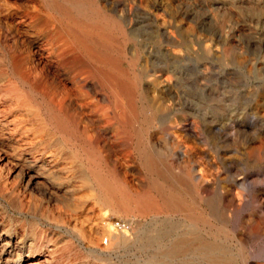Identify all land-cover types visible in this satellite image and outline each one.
Masks as SVG:
<instances>
[{
  "label": "rangeland",
  "instance_id": "374dc122",
  "mask_svg": "<svg viewBox=\"0 0 264 264\" xmlns=\"http://www.w3.org/2000/svg\"><path fill=\"white\" fill-rule=\"evenodd\" d=\"M201 1L97 0L126 29L130 26L127 40L113 33V42H126L124 66L137 57L135 72L142 76L143 93L138 107L150 106L153 115L150 122L130 125L126 95L113 93L86 68L64 61L66 46L55 34L59 15L47 2L0 0V264H181L197 256L186 253L177 260L168 259L164 257L167 245L206 236L202 224L192 218L201 209L210 213L213 208L224 211V207L230 208L224 211L230 216V227L216 238L230 246L237 264L244 259L264 264V0ZM196 22L201 26L202 59L195 65L192 52L191 59L177 61L176 69L170 68L173 78L166 84L161 68L175 61L166 52L165 31L179 26V39L192 45ZM5 56L18 62L25 76L32 74L28 77L31 83L63 107L70 129L53 128L41 100L14 88L18 80ZM141 149L159 157L162 167L171 170L170 184L181 193L183 210L141 213L103 199L90 168L106 169L109 181L119 182L125 193L135 197L151 190L155 179L143 162ZM5 150L13 160L24 163L28 172L6 167L1 161ZM117 220L129 222L131 229L119 231L114 227ZM257 225L262 230L259 236L252 233ZM114 236L126 240L118 244Z\"/></svg>",
  "mask_w": 264,
  "mask_h": 264
},
{
  "label": "bare ground",
  "instance_id": "6f19581e",
  "mask_svg": "<svg viewBox=\"0 0 264 264\" xmlns=\"http://www.w3.org/2000/svg\"><path fill=\"white\" fill-rule=\"evenodd\" d=\"M47 2V6L49 9L54 10L59 16L57 22L59 23L58 30H55V34H57L60 39L63 41V45L66 46V50L64 53V61L69 62L70 64L81 66L82 68H86L89 70V72L99 81L106 86L111 87L113 90V93L116 92L120 96L126 95L128 98V115L127 122L130 123V125H135L137 123H144L146 121L150 122V118L152 115V111L150 110V106H146L142 109L138 107V101L140 98H143L142 93V86H141V74H137L135 72V68L137 66V57L130 59L131 61L127 63V66L123 65V62L125 61V44L120 42L119 45H114L112 34L116 33L119 36L124 35V37L128 36V31L124 27V23L119 20L112 17L105 9H103L101 6H99L97 0H44ZM149 1V0H148ZM152 1V0H150ZM158 1V0H157ZM187 1V0H186ZM196 1V0H194ZM201 1V0H200ZM38 2V1H37ZM106 2V1H105ZM140 2V0H139ZM161 2V1H160ZM171 2V1H170ZM189 2V1H188ZM203 1H201L202 3ZM109 3V2H108ZM153 3V2H152ZM185 3V2H184ZM191 3V2H190ZM103 4V2H102ZM131 4V3H130ZM145 4V3H144ZM148 4V3H146ZM156 4V3H154ZM205 4V3H204ZM119 5V4H118ZM149 5V4H148ZM153 5V4H152ZM172 5V4H171ZM174 5V4H173ZM203 5V4H202ZM46 6V7H47ZM155 7V5H153ZM157 6V5H156ZM176 6V5H175ZM183 6V5H182ZM185 6V5H184ZM199 6V5H198ZM205 6V5H204ZM45 7V6H44ZM131 7V6H130ZM147 7V6H146ZM158 7V6H157ZM161 7V6H160ZM177 7V6H176ZM207 7V6H206ZM117 8V7H116ZM153 8V7H152ZM151 8V9H152ZM110 9V8H109ZM176 9V8H175ZM185 9V8H184ZM117 10V9H116ZM132 10V9H131ZM154 10V9H153ZM158 10V9H156ZM208 10V9H207ZM43 11V10H42ZM114 11V10H113ZM159 11V10H158ZM175 11V10H174ZM52 12V11H51ZM130 12V11H129ZM136 12V11H135ZM140 12V11H139ZM138 12V13H139ZM42 13V12H41ZM49 13V12H48ZM112 13V12H111ZM145 13V12H144ZM37 14V13H35ZM46 14V13H45ZM149 14V13H148ZM147 14V15H148ZM182 14V13H181ZM34 15V14H33ZM47 15V14H46ZM55 15V14H54ZM141 15V14H140ZM154 15V14H153ZM177 15V14H176ZM186 15V14H185ZM52 16V15H50ZM164 16V15H162ZM208 16V15H207ZM117 17V16H115ZM125 17V16H124ZM130 17V16H129ZM195 17H198L195 15ZM33 18V17H32ZM50 18V17H49ZM194 18V17H192ZM206 19V17H204ZM163 19V18H162ZM182 19V18H181ZM190 19V18H189ZM49 20V19H48ZM124 20V19H123ZM139 20V19H138ZM148 20V19H147ZM150 20H152L150 18ZM156 20V19H154ZM161 20V19H160ZM166 20V19H165ZM184 18L182 19V21ZM202 20V19H201ZM46 21V20H45ZM132 21V20H131ZM142 21V20H141ZM172 21V20H170ZM203 21V20H202ZM138 22V21H137ZM152 22V21H151ZM166 22V21H165ZM175 22V21H174ZM198 22V21H197ZM196 22V23H197ZM34 23V22H32ZM43 23V22H42ZM55 23V22H54ZM128 23V22H127ZM147 23V22H146ZM187 23V22H186ZM195 23V24H196ZM200 23V22H199ZM198 24L197 26V35L196 39L194 37V41L192 45H189L186 43V41L180 40V27L171 26L173 29H168L165 31L164 36L165 40L167 41L168 45L166 47V52L170 53L172 56V60L175 62H172V66H168L161 68V76L165 77L164 81L166 80V84L168 81H170V76H172L173 73H171L170 68L173 67L174 70L176 69V62L179 60L186 61L188 59H191L190 56L193 55L192 52L195 54L193 57H195V60L193 61L195 65H198L201 61L202 56V47H203V41L201 40L199 36V29L201 26ZM46 23L45 25H47ZM51 24V23H50ZM139 24V23H138ZM180 24V23H178ZM173 25V24H172ZM203 25V24H201ZM213 25V24H212ZM136 26V25H135ZM141 26V25H140ZM156 26V25H155ZM167 26V25H166ZM196 26V25H194ZM215 26V25H213ZM42 27V26H41ZM53 27V25H52ZM157 27V26H156ZM213 28V27H212ZM217 28V27H216ZM49 29V28H48ZM47 29V31H48ZM147 29V28H146ZM151 29V28H150ZM160 29V28H159ZM209 29V28H208ZM130 30V29H129ZM134 30V27H133ZM156 30V28H155ZM141 31V30H140ZM160 31V30H159ZM217 31V30H216ZM53 32V33H54ZM148 32V31H147ZM154 32V31H153ZM201 32V31H200ZM140 33V32H139ZM160 33V32H159ZM158 33V35H159ZM52 34V33H51ZM54 34V36H55ZM143 34V33H142ZM182 34V33H181ZM186 34V33H185ZM56 35V36H57ZM138 35V34H137ZM144 35V34H143ZM155 35V34H154ZM141 36V35H140ZM146 36V35H145ZM144 36V37H145ZM138 37V36H137ZM156 37V36H155ZM171 37H173V40H171ZM131 38V37H130ZM153 38V37H152ZM159 38V37H157ZM181 38V36H180ZM50 39V38H48ZM47 39V40H48ZM55 39V38H54ZM57 39V38H56ZM128 37L126 38V40ZM182 39V38H181ZM193 39V38H192ZM210 39V38H209ZM58 40V39H57ZM188 40V39H187ZM54 40H52L53 42ZM51 42V43H52ZM55 42V41H54ZM53 42V43H54ZM192 42V41H191ZM62 43V42H61ZM146 43V42H145ZM139 44V43H138ZM53 45V44H52ZM57 45V44H56ZM62 45V44H61ZM62 45V48H63ZM147 45V44H146ZM145 45V46H146ZM153 45V43H152ZM165 45V46H166ZM132 46V45H131ZM7 47V46H6ZM56 47V46H54ZM130 48V47H129ZM145 48V47H144ZM156 48V47H155ZM217 48V47H216ZM151 49V48H150ZM159 49V48H158ZM10 50V49H9ZM129 50V49H128ZM146 50V49H145ZM144 50V51H145ZM218 50V49H217ZM60 51V50H59ZM139 51V50H138ZM141 51V50H140ZM165 51V50H164ZM211 51V50H210ZM216 51V50H215ZM1 52V51H0ZM10 52V51H9ZM39 52V51H38ZM61 52V51H60ZM118 52V54H117ZM127 52V51H126ZM159 52V51H158ZM133 53V52H132ZM144 53V52H143ZM147 53V52H146ZM140 54V53H139ZM148 54V53H147ZM127 55V53H126ZM134 55V54H131ZM158 55V54H157ZM160 55V54H159ZM128 56V55H127ZM156 56V55H155ZM219 56V55H218ZM2 57V56H1ZM140 57V56H139ZM142 58V57H140ZM166 58V56H165ZM215 58V57H214ZM3 59V58H2ZM18 59V58H17ZM63 59V57H62ZM4 60L6 62V65L9 66L13 73H15L16 78L18 82L14 84V88L17 90H22L24 93H27V95L32 99L41 100L40 106L45 111V114L47 115L48 119H50L51 124L53 125V128L55 129H70V121L69 117L65 114V111L61 105H58V102L54 103L53 100L47 98L44 94V89L42 91V88H40L38 85L31 83L30 76H25L20 68H18V62H16L11 57H4ZM40 60V59H39ZM141 60V59H140ZM127 61V60H126ZM208 62V61H207ZM140 63V62H139ZM171 63V62H170ZM214 63V62H213ZM2 64V63H0ZM146 64V63H145ZM182 64V63H180ZM202 64V63H201ZM218 64V63H217ZM3 65V64H2ZM24 65H27L24 63ZM72 65V66H73ZM147 65V64H146ZM204 65V64H203ZM208 65V64H207ZM206 65V66H207ZM71 66V67H72ZM139 66V65H138ZM166 66V65H165ZM205 66V65H204ZM70 67V68H71ZM178 67V66H177ZM3 68V67H2ZM8 68V67H7ZM26 68V67H25ZM25 68L23 67L24 71ZM66 68V67H65ZM74 69V66L72 67ZM140 68V67H139ZM208 68V67H207ZM5 69V68H4ZM27 69V68H26ZM69 69V67H68ZM212 69V68H211ZM215 69V68H214ZM70 70V69H69ZM217 70V69H216ZM1 71V70H0ZM206 71V70H205ZM28 72V71H27ZM72 72V71H71ZM75 72V71H74ZM149 72V70H148ZM2 73V72H1ZM4 74V73H2ZM9 74V73H8ZM27 74V73H26ZM182 74V73H181ZM204 74V73H203ZM208 74V73H207ZM211 74V73H210ZM82 75V74H81ZM148 75V74H147ZM184 75V74H183ZM206 75V74H205ZM209 75V74H208ZM6 76V75H5ZM13 76V75H12ZM77 76V75H76ZM151 76V75H150ZM211 76V75H210ZM213 76V75H212ZM7 77V76H6ZM74 78V76H73ZM87 78V77H86ZM94 78V79H95ZM195 78V77H194ZM10 79V78H9ZM13 79V78H12ZM93 79V80H94ZM177 80V79H176ZM2 80H0L1 82ZM8 81V80H7ZM34 81V80H33ZM40 81V80H39ZM38 81V82H39ZM191 81V80H190ZM193 81V80H192ZM213 81V80H211ZM12 82V81H11ZM43 82V81H40ZM175 82V81H174ZM217 82V81H216ZM6 83V82H5ZM4 83V84H5ZM37 83V82H36ZM93 83V82H92ZM144 83V82H143ZM152 83V82H151ZM164 83V84H165ZM189 83V82H188ZM202 83V82H201ZM200 83V84H201ZM212 83V82H211ZM7 84V83H6ZM9 84V83H8ZM42 84V83H40ZM44 84V83H43ZM77 84V83H75ZM178 84V82H177ZM182 84V83H181ZM213 84V83H212ZM216 84V83H215ZM91 85V84H90ZM169 85V84H168ZM8 86V85H7ZM44 86V85H43ZM212 86V85H211ZM217 86V85H216ZM3 87V86H2ZM5 87V86H4ZM45 87V86H44ZM79 87V86H78ZM81 87V86H80ZM89 87V86H88ZM93 87V86H92ZM181 87V86H180ZM179 87V88H180ZM198 87V85H197ZM204 87V86H201ZM148 88V86H147ZM178 88V89H179ZM46 89V88H45ZM48 89V88H47ZM46 89V90H47ZM67 89V88H66ZM94 89V88H93ZM172 89V88H171ZM170 89V90H171ZM64 90V89H63ZM62 90V91H63ZM147 90V89H146ZM150 90V89H149ZM183 90V89H182ZM203 90V89H202ZM12 91V90H10ZM9 91V92H10ZM91 91V88H90ZM144 91V90H143ZM208 91V90H207ZM1 92V91H0ZM15 92V91H14ZM18 92V91H17ZM68 92V91H67ZM98 92V91H97ZM182 92V91H181ZM187 92V91H186ZM193 92V91H192ZM50 93V92H49ZM48 93V94H49ZM54 93V92H53ZM92 93V92H91ZM150 93V92H149ZM168 93V91H167ZM194 93V92H193ZM10 94V93H8ZM16 94V93H15ZM51 94V93H50ZM62 94V93H61ZM152 94V93H151ZM172 94V93H171ZM200 94V92H199ZM18 95V94H17ZM175 95V94H174ZM13 96V94H12ZM19 96V95H18ZM25 96V94H24ZM63 96V95H62ZM97 96V94H96ZM147 96V95H146ZM6 97V96H5ZM9 97V96H8ZM17 97V96H16ZM22 97V96H20ZM19 97V98H20ZM26 97V96H25ZM54 97V96H53ZM218 97V96H216ZM3 97H1L2 99ZM102 98V97H101ZM175 98V97H174ZM195 98V97H194ZM14 99V98H13ZM23 99V98H22ZM59 99H62L60 97ZM58 99V100H59ZM100 99V98H99ZM207 99V98H206ZM79 100V99H77ZM121 100V99H120ZM175 100V99H174ZM65 101V100H64ZM74 101V100H73ZM210 101V100H209ZM15 102V101H14ZM28 102V101H27ZM61 102V101H60ZM72 102V101H71ZM122 102V101H121ZM193 102V101H192ZM11 103V102H10ZM63 103V102H62ZM67 103V101H66ZM69 103V102H68ZM142 103V102H140ZM184 103V102H183ZM214 103V102H213ZM2 104V103H1ZM13 104V103H12ZM27 104V103H26ZM89 104V103H88ZM15 105V104H14ZM29 105V104H28ZM35 105V104H34ZM80 105V104H79ZM84 105V104H83ZM91 105V103H90ZM147 105V104H146ZM21 106V105H20ZM30 106V105H29ZM72 106V105H71ZM82 106V104H81ZM141 106V105H140ZM143 106V105H142ZM70 107V106H69ZM75 107V106H74ZM77 107V106H76ZM155 107V106H154ZM175 107V105H174ZM210 107V106H209ZM14 108H16L14 106ZM25 108V107H24ZM28 108V107H27ZM99 108V107H98ZM157 108V106L155 107ZM178 108V107H177ZM199 108V107H198ZM6 109V108H4ZM9 109V108H8ZM23 109V108H22ZM78 109V107H77ZM85 109V108H84ZM160 109V108H159ZM158 109V110H159ZM181 109V108H180ZM185 109V108H184ZM201 109V108H200ZM211 110V107L209 108ZM7 110V109H6ZM11 110V109H10ZM31 110V109H30ZM37 110V109H36ZM189 110V109H188ZM12 111V110H11ZM19 111V110H18ZM108 111V110H107ZM160 111V110H159ZM76 112H78L76 110ZM177 112V111H176ZM26 113V112H24ZM80 113V112H79ZM86 113V112H85ZM92 113V112H91ZM8 114V113H7ZM76 114V113H75ZM83 114V113H82ZM80 114V115H82ZM176 114V113H175ZM174 114V115H175ZM206 114V112H205ZM17 115V114H16ZM43 115V114H42ZM78 115V114H77ZM91 115V114H90ZM170 115V114H169ZM180 115V114H179ZM207 115V114H206ZM18 116V115H17ZM26 116V115H25ZM24 116V118H25ZM28 116V115H27ZM2 117V115H0ZM6 117V116H5ZM41 117V116H39ZM46 117V116H45ZM46 117V118H47ZM90 117V116H89ZM3 119V118H2ZM8 119V118H7ZM20 119V118H19ZM28 119V118H27ZM39 119V118H38ZM45 119V118H44ZM47 119V120H48ZM113 119V118H112ZM211 119V117H210ZM12 120V119H11ZM22 120V119H21ZM42 120V119H41ZM205 120V119H204ZM1 121V120H0ZM10 121V120H9ZM31 121V120H30ZM34 121V120H33ZM32 121V122H33ZM40 121V120H39ZM46 121V120H45ZM111 121V120H110ZM160 121V120H159ZM158 121V122H159ZM189 121V120H188ZM4 122V121H3ZM1 122V123H3ZM36 122V121H35ZM82 122V121H81ZM112 122V121H111ZM47 123V122H45ZM114 123V122H113ZM116 123V122H115ZM141 123V124H142ZM11 124V123H10ZM26 124V123H25ZM148 124V123H147ZM1 125V124H0ZM50 125V124H49ZM151 125V124H150ZM149 125V127H150ZM187 125V124H186ZM185 125V126H186ZM203 125V123H202ZM201 125V126H202ZM5 126V125H3ZM6 126L7 123H6ZM43 126V125H42ZM46 126V125H45ZM118 126V125H117ZM2 127V126H1ZM31 127V126H30ZM28 126V128H30ZM34 127V126H33ZM81 127V126H80ZM140 127V126H139ZM142 127V125H141ZM171 127V125H170ZM191 127V126H190ZM218 127V126H217ZM27 128V129H28ZM50 128V127H49ZM144 128V126L142 127ZM147 128V127H145ZM195 128V127H194ZM178 129V128H177ZM36 130V129H35ZM43 130V129H42ZM53 130V129H52ZM51 130V131H52ZM83 130V129H82ZM148 130V129H147ZM200 130V129H199ZM221 130V129H220ZM38 131V130H37ZM141 130L139 129V132ZM146 131V130H145ZM177 131V130H176ZM190 131V130H189ZM120 132V131H119ZM180 132V131H179ZM195 132V131H194ZM198 132V131H196ZM195 132V133H196ZM156 133V132H155ZM163 133V132H162ZM201 131L199 132V134ZM39 134V133H37ZM79 134V133H78ZM139 134V133H138ZM146 134V133H145ZM150 134V133H149ZM148 134V135H149ZM158 134V133H156ZM155 134V136H156ZM160 134V133H159ZM170 134V133H169ZM193 134V133H192ZM219 134V133H218ZM41 136V134H39ZM125 135V134H124ZM140 135H143L140 133ZM152 135V134H151ZM201 135V134H200ZM25 136V135H24ZM38 136V135H37ZM36 136V137H37ZM49 136V135H47ZM180 136V135H179ZM23 137V136H22ZM21 137V138H22ZM35 137V136H34ZM53 137V136H52ZM50 137V138H52ZM79 137V136H78ZM84 137V136H83ZM123 137V136H122ZM144 137V136H143ZM147 137V136H146ZM164 137V136H163ZM186 137V136H185ZM195 137V134H194ZM197 137V136H196ZM207 137V136H205ZM60 138V137H59ZM65 138V137H64ZM149 138V137H148ZM147 138V139H148ZM156 138V137H155ZM25 139V138H24ZM34 139V138H33ZM48 139V138H47ZM70 139V138H68ZM140 139V138H139ZM143 138L141 137V140ZM166 139V138H165ZM197 139V138H196ZM40 140V139H39ZM45 140V137H44ZM43 140V141H44ZM53 140V139H52ZM85 140V139H84ZM145 140V139H144ZM161 140V139H160ZM220 140V139H219ZM20 141V140H19ZM59 141V140H58ZM74 141V140H73ZM198 141V140H197ZM29 142V141H28ZM137 142V141H136ZM149 142V141H148ZM206 142V141H205ZM27 143V142H26ZM53 144V142H50ZM178 143V142H177ZM203 143V142H202ZM207 143V142H206ZM217 143V142H216ZM24 144V143H23ZM28 144V143H27ZM32 144V143H31ZM57 144V142H56ZM59 144V143H58ZM77 144V143H76ZM194 144V143H193ZM218 144V143H217ZM26 145V144H25ZM43 145V143H42ZM54 145V144H53ZM64 145V144H62ZM95 145V144H94ZM215 145V144H214ZM31 146V145H30ZM34 146V143H33ZM37 146V145H36ZM57 146V145H55ZM78 146V144H77ZM92 146V145H91ZM134 146V145H133ZM143 148L145 145H142ZM216 146V145H215ZM5 147V146H3ZM156 147V146H155ZM218 147V145H217ZM11 148V147H10ZM28 148V147H27ZM73 148V146L71 147ZM141 148V147H140ZM139 148V149H140ZM203 148V147H202ZM201 148V149H202ZM23 149V148H22ZM26 149V148H25ZM91 149V148H90ZM89 149V150H90ZM135 149V148H134ZM207 149V148H206ZM213 149V148H212ZM33 150V149H32ZM35 150V149H34ZM66 150V149H65ZM142 150V149H141ZM140 150V151H141ZM186 150V149H185ZM184 150V152H185ZM205 150V149H204ZM21 151V148H20ZM48 151V150H47ZM93 151V150H92ZM177 151V150H176ZM3 152V151H2ZM2 153L1 161L4 162V164L9 166L11 169H15L16 171H19V173L28 172L26 169V165L24 163H20L13 160L11 157L8 156V154ZM19 152V151H18ZM24 152V150H23ZM26 152V150H25ZM71 152V151H70ZM76 152V151H74ZM73 152V153H74ZM143 152V150H142ZM152 152V151H151ZM187 152V151H186ZM198 152V151H197ZM208 153L210 151H207ZM216 152V151H215ZM29 153V151H28ZM33 152H31L32 154ZM42 153V152H40ZM100 153V152H99ZM1 154V153H0ZM26 154V153H25ZM38 154V153H37ZM76 154V153H75ZM102 154V153H101ZM141 154V153H140ZM139 154V155H140ZM143 162L145 166L147 167L150 174L153 176L155 180L152 184L153 187H151V190L148 189L145 191L140 197H135L134 195L127 194L123 191V187L119 186V182L116 184L115 182H111L108 179L107 173L99 168H90L91 175L94 176L96 180L97 187L99 188L100 192L102 193L103 199L114 205L115 207L120 208H126V209H133L138 210L141 213H152V214H159L163 211L164 208H171L172 210H177L178 212L180 210H183L184 201H182L179 196L181 194L176 186L170 184L172 173L170 169H167L165 167H162V163L160 162V158L151 154L150 152L144 151L143 153ZM176 154V153H175ZM182 154V153H181ZM218 154V153H217ZM21 155V153H20ZM35 157V153H33ZM32 155V156H33ZM97 155V154H96ZM177 155V154H176ZM183 155V154H182ZM213 155V153L211 154ZM219 155V154H218ZM17 156V155H16ZM41 156V155H40ZM44 156V154L42 155ZM81 156V155H80ZM142 156V155H140ZM185 156V155H184ZM217 156V155H216ZM30 157V156H29ZM73 157V156H72ZM79 157V156H78ZM77 157V158H78ZM104 157V156H103ZM181 157V155H180ZM187 157V156H186ZM197 157V155H196ZM215 157V156H214ZM17 158V157H15ZM82 158V157H81ZM86 158V157H85ZM183 158V157H182ZM200 158V157H199ZM52 158H50L51 160ZM54 159V158H53ZM91 159V158H90ZM100 159V158H99ZM185 159V158H183ZM28 160V159H27ZM33 160V159H32ZM36 160V159H35ZM38 160V159H37ZM48 160V159H47ZM83 160V159H82ZM93 161V159H91ZM102 160V159H101ZM187 160V159H186ZM192 160V159H191ZM213 160V159H212ZM26 161V160H25ZM30 161V160H28ZM78 161V160H76ZM89 161V160H88ZM184 161V160H183ZM199 161V160H198ZM204 161V160H203ZM24 162V161H23ZM36 162V161H35ZM40 162V161H39ZM48 162V161H47ZM51 162V161H50ZM55 162V161H54ZM81 161L79 160V163ZM214 162V161H212ZM46 163V162H45ZM57 163V162H56ZM202 163V162H201ZM27 164V163H26ZM184 164V163H183ZM213 164V163H212ZM211 164V165H212ZM31 165V164H30ZM29 165V166H30ZM45 165V164H44ZM75 165V164H74ZM73 165V166H74ZM89 165V163H88ZM92 165V164H91ZM103 165V164H102ZM28 166V165H27ZM57 166V165H55ZM64 166V165H63ZM86 166V165H85ZM215 166V165H214ZM80 167V166H78ZM98 167V166H97ZM180 167V166H179ZM182 167V166H181ZM43 168L44 167H41ZM47 168V167H46ZM50 168V167H48ZM81 168V167H80ZM105 168V167H104ZM73 169V168H72ZM83 169V168H82ZM87 169V168H86ZM109 169V168H107ZM215 169V168H214ZM217 169V168H216ZM31 170V169H30ZM50 170V169H49ZM84 170V169H83ZM190 170V169H189ZM188 170V171H189ZM37 171V170H36ZM44 171V170H43ZM46 171V169H45ZM79 171V170H78ZM116 171V170H115ZM114 171V172H115ZM147 171V172H148ZM176 171V170H175ZM205 171V170H204ZM208 171V170H207ZM41 172V171H40ZM109 172V171H108ZM201 172V171H199ZM30 173V172H29ZM44 173V172H43ZM42 173V174H43ZM46 173V172H45ZM48 173V172H47ZM88 173V172H87ZM112 173V172H111ZM41 174V173H40ZM203 174V172H202ZM207 174V173H206ZM23 175V174H21ZM37 175V174H36ZM115 175V174H114ZM205 175V174H204ZM18 176V175H17ZM147 176V175H146ZM28 177V176H27ZM20 178V177H19ZM32 178V175H30V179ZM83 178V177H82ZM151 178V177H150ZM188 178V177H187ZM26 179V178H25ZM149 179V178H148ZM9 180V179H8ZM89 180V179H88ZM113 180V179H112ZM208 180V179H207ZM85 181V180H84ZM152 181V180H151ZM202 181V180H201ZM25 182V181H24ZM28 182V181H27ZM30 182V181H29ZM28 182V183H29ZM33 182V181H32ZM40 182V181H38ZM117 182V180H116ZM175 182V181H174ZM204 182V181H203ZM90 183V181H89ZM8 184V181H7ZM6 184V185H7ZM16 184V183H15ZM20 184V183H19ZM24 184V183H23ZM27 184V183H26ZM31 184V183H30ZM122 184V183H121ZM144 184V183H143ZM202 184V183H201ZM95 185V184H94ZM30 186V185H29ZM91 186V185H90ZM28 187V186H25ZM94 188V187H93ZM96 188V187H95ZM145 188V187H143ZM70 190V189H69ZM129 190V188H128ZM127 190V191H128ZM98 191V189H97ZM140 191V190H139ZM17 192V191H16ZM23 192V191H22ZM205 192V191H204ZM24 193V192H23ZM187 197V196H186ZM100 198V197H99ZM186 199V198H184ZM103 200V201H104ZM101 201V200H100ZM102 203V202H101ZM216 203V202H215ZM191 204V203H190ZM194 204V203H193ZM231 205V204H229ZM189 207L188 205L186 206ZM185 207V209H186ZM192 207V206H191ZM189 207V209L191 208ZM194 208V207H192ZM195 209V208H194ZM199 209V208H198ZM68 210V209H67ZM122 211V210H121ZM170 211V210H169ZM197 211V209L195 210ZM224 211L226 213L230 211L229 207H224ZM223 210L219 209H212L210 213H208L205 209H201L198 211L197 217H193L190 215L192 219L196 220L198 223L202 224L201 227L206 230L208 234L206 236H194L192 239L189 240H181L178 239L174 242H171L167 245V249L165 251L164 257L170 258V259H180L182 258L186 253H192L193 255L197 256L194 260H185L181 264H237L235 261V256L232 252V249L229 245H227L225 242H219L218 238L216 236H222L220 235L222 232H226L227 229L230 227V216L226 214ZM115 212V211H114ZM124 212V211H123ZM190 213V212H189ZM137 214V213H136ZM174 214V213H173ZM170 215V214H169ZM195 215V214H194ZM196 216V215H195ZM189 218V217H188ZM196 224V225H195ZM192 223L193 226H197V223ZM263 227V226H262ZM198 229V226H197ZM230 232V231H228ZM252 233L255 236H259L262 233L261 228L257 225L256 227L252 228ZM127 235V234H126ZM223 237V236H222ZM231 237V236H230ZM126 240V237H124ZM124 238H120L117 236H114V241H117L118 244L122 243L124 241ZM229 240V239H228ZM221 241V240H220ZM240 250L242 251L244 248V241L243 238L239 239L238 241ZM237 243V244H238ZM162 246V245H161ZM163 247V246H162ZM160 248V247H159ZM101 250V249H100ZM101 252V251H100ZM194 257L192 256V259ZM185 259V257H184ZM244 259V257H243ZM175 264V263H174ZM242 264H250L249 261L246 259L243 260Z\"/></svg>",
  "mask_w": 264,
  "mask_h": 264
},
{
  "label": "built area",
  "instance_id": "2783aa9c",
  "mask_svg": "<svg viewBox=\"0 0 264 264\" xmlns=\"http://www.w3.org/2000/svg\"><path fill=\"white\" fill-rule=\"evenodd\" d=\"M114 227L119 231H129L131 229V224L125 220H117L114 224ZM108 239L105 238L104 243L107 244Z\"/></svg>",
  "mask_w": 264,
  "mask_h": 264
}]
</instances>
